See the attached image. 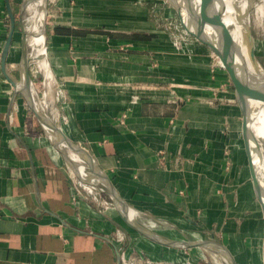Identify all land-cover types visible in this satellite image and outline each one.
Masks as SVG:
<instances>
[{
  "label": "crops",
  "instance_id": "0c3cea01",
  "mask_svg": "<svg viewBox=\"0 0 264 264\" xmlns=\"http://www.w3.org/2000/svg\"><path fill=\"white\" fill-rule=\"evenodd\" d=\"M9 1L15 29L6 66L17 78L24 0ZM171 8L162 0H48L46 56L30 67L40 69L47 112L89 151L138 220L177 239L194 235L183 223L235 231L240 212L257 206L241 112L206 46L194 39L175 47V28L165 27ZM30 13L22 15L27 29ZM9 26L0 0V64ZM77 179L0 65V264H120L121 253L204 264L201 250H189L195 246L157 242L114 206L85 192L73 198Z\"/></svg>",
  "mask_w": 264,
  "mask_h": 264
},
{
  "label": "water",
  "instance_id": "95a60500",
  "mask_svg": "<svg viewBox=\"0 0 264 264\" xmlns=\"http://www.w3.org/2000/svg\"><path fill=\"white\" fill-rule=\"evenodd\" d=\"M44 15L41 20L43 54L46 48V15L48 0H41ZM182 28L212 52L227 73L234 88L236 102L241 112V137L250 176L251 189L260 213L263 228L264 262V138L253 128L256 115L264 108V62L258 55L252 33L251 10L260 0H165ZM32 2L24 0L20 9L22 31L19 76L13 77L7 70L6 57L15 29V16L9 0H5L10 18L7 38L1 52V69L4 76L19 92L33 112L41 129L64 155L66 163L84 184L107 194L123 220L133 229L157 242L179 248L203 247L217 254L225 264H237L236 259L223 240L213 230L202 231V237L186 235L184 239L169 238L151 229L137 218L139 212L124 200L108 176L97 165L88 150L74 142L47 112L45 97L30 74L34 59L30 53V31L23 22V12ZM87 169V171H86ZM184 233V232H182ZM223 254L225 258L219 254Z\"/></svg>",
  "mask_w": 264,
  "mask_h": 264
},
{
  "label": "rangeland",
  "instance_id": "374dc122",
  "mask_svg": "<svg viewBox=\"0 0 264 264\" xmlns=\"http://www.w3.org/2000/svg\"><path fill=\"white\" fill-rule=\"evenodd\" d=\"M162 2L167 3L165 0H162ZM259 2L260 4H263L264 7V0H260ZM172 18L173 21H178L176 14H174ZM251 25L252 33L255 39L256 50L258 52V55L264 62V13L261 15L258 14L256 8H253L251 10ZM165 27L169 29L170 25L166 23ZM34 81H37V78H35ZM38 86L39 85L37 84V87ZM240 214L242 217V221H235L234 225L237 226L235 231L232 229L233 225H228L229 227H231L230 230L217 231L215 233L217 235L221 234V237L219 238L222 239L229 247L236 259L237 264H264L262 245L263 228L259 219L260 213L258 211V208L257 206H254V208H252L251 210L244 209L240 212ZM183 224L188 227L189 233H193L197 237H202L203 233L201 230H198V227L196 225H194L193 223ZM170 232L173 235L179 236V233L177 231L171 230ZM189 250H193V252H195V250H197L198 252L201 250L198 254L201 256V258L200 260L198 259V261H202L204 264H225L217 254L208 249H199L197 246H195L189 248ZM195 258L196 257H190L188 263H184L193 264L194 261L197 263V259ZM174 264L178 263L174 262Z\"/></svg>",
  "mask_w": 264,
  "mask_h": 264
},
{
  "label": "built area",
  "instance_id": "2783aa9c",
  "mask_svg": "<svg viewBox=\"0 0 264 264\" xmlns=\"http://www.w3.org/2000/svg\"><path fill=\"white\" fill-rule=\"evenodd\" d=\"M50 2L53 0H49ZM143 1V0H140ZM171 15L169 18L171 19V21H169V25L172 26L173 28H175L176 30V35L173 37V44L175 45L176 48H181L183 46H185L186 44H188L189 42H191L192 40H194V38L188 34L181 26V24L179 23V21H173V18ZM211 57L213 59V62L216 66L221 67L220 62L217 60V58L215 57V55L210 52ZM222 68V67H221ZM30 74L31 77L33 78V80H35V78H37V81H34L36 83V85H41L42 84V80L40 78V69L38 67H30ZM50 74H48L49 76ZM60 93V89H58L56 91V95L58 96V94ZM45 101V99H44ZM77 182L73 183L72 186V191H73V198H75L77 196V194L81 193V192H85L86 195H88L90 197L91 200L95 201V202H99L104 208L108 209L114 206L112 200L110 199V197L105 194L102 193L94 188H92L89 185L84 184L82 181H80L79 179H77ZM124 234L122 232H120V230H117L116 233V238L119 241L124 240ZM120 264H174V261H170V260H165V259H153L149 256L146 255H125L123 253H121L120 255Z\"/></svg>",
  "mask_w": 264,
  "mask_h": 264
},
{
  "label": "bare ground",
  "instance_id": "6f19581e",
  "mask_svg": "<svg viewBox=\"0 0 264 264\" xmlns=\"http://www.w3.org/2000/svg\"><path fill=\"white\" fill-rule=\"evenodd\" d=\"M30 1L32 2H30L27 5V7L30 8L31 10L30 14L32 18V23L28 27L30 34H31L29 49L31 50L30 53L32 57L34 58L35 62H38L40 65H42L41 62L43 61L42 59L44 58L40 57L43 54V46H42L43 38L41 36L42 35L41 34V20L44 15V10L42 8L41 0H30ZM256 9L258 11V14L261 15L264 13L263 4H258L256 6ZM253 128L258 136L264 138V108L261 109L260 112L256 115L254 122H253ZM219 254L221 255V257L225 258L223 254L221 253Z\"/></svg>",
  "mask_w": 264,
  "mask_h": 264
}]
</instances>
